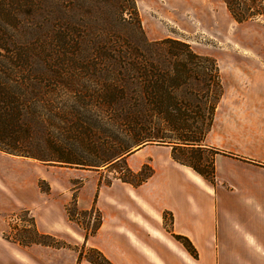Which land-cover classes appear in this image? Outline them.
Segmentation results:
<instances>
[{
  "label": "rangeland",
  "instance_id": "374dc122",
  "mask_svg": "<svg viewBox=\"0 0 264 264\" xmlns=\"http://www.w3.org/2000/svg\"><path fill=\"white\" fill-rule=\"evenodd\" d=\"M112 1L0 0L1 31H15L18 45L26 43L33 50L34 67L43 65L44 75L40 76V80L44 85L43 96L47 100L42 103L47 122L43 129L38 130L35 127L31 146L28 145L29 149L32 148V152L43 159H62L91 164L81 166L26 157V162L18 165L19 175L13 177V185L17 181L28 185L31 165L34 176L47 174L46 171H48L49 177L60 182L67 192L78 189L85 177H100L101 182L110 184L116 179L121 180V177L135 182L150 172L149 164H145L138 172L129 167L128 157L133 155L140 146L132 147L131 151L117 162L113 161L109 164L108 161L105 162L107 155L95 149L92 144L95 139L92 133L96 129L97 114L101 110L92 106L84 94L74 96L64 90L66 88L64 85L68 83L67 74L76 72L73 65H68L72 62L67 60L69 54L75 60L86 61L91 54L92 37L97 35L114 40L110 43L119 51H123L131 43L142 42L138 31L130 29L134 28L135 21L128 17V21H125L111 6ZM135 3L145 38L149 42L155 43L164 39L178 40L189 44L194 52L208 60H202L199 65L193 66L192 70L196 72V75L198 74V78L190 77L187 84L173 89V94L179 100H183L180 113L186 115L187 123L183 126L178 121L177 124L169 126L158 114L153 125L155 127L153 132L165 137L166 141H175L180 136H184V138L198 139L203 145L206 135L212 128V125L209 127L208 120L212 104L218 106L223 97L226 98L224 103L233 101L241 104L245 100H251L257 94L247 91L245 84L242 86L236 84V79H229L227 85H223L221 67L236 61H258L264 64V16L238 22L233 18L224 0H135ZM96 18L99 19V23L102 21V26L97 24ZM52 31H72L75 39L83 36L86 42L80 47H75L74 50L66 51L65 46L57 38V34H53ZM171 46L175 47L174 44L158 45L159 51H163L161 59L165 60V65H167V59L174 61V57L166 53ZM177 59L186 62V55L180 54ZM209 69L219 76L220 88L216 84L209 88L206 86L204 77L212 73ZM58 71L64 74L59 76V80L56 77ZM29 77H32L30 78L32 81L37 80V77L33 75ZM185 78L187 77L182 76L181 79ZM55 83H58L57 86ZM73 87L93 89L94 84L88 81L86 85H83L75 81ZM35 91L36 88L34 94H36ZM90 94L92 95V92ZM90 94L87 93L88 96ZM51 112H73L78 118L86 121L83 126L87 127L91 134L87 133L78 140L72 138L68 133V125L62 121L53 120ZM178 113V110H173L174 115ZM104 117L106 121V116ZM104 129H109L107 124L103 125L100 137L108 134ZM252 150L251 156L254 161L250 163L256 165V177L264 183V141L257 143ZM222 151L231 153L228 150ZM176 155L187 158L210 176L215 160L214 150L203 146L196 151L178 149ZM245 158L251 157L247 155ZM5 164L4 168H13V165ZM92 164L100 166H92ZM252 169L250 172H254ZM20 185L21 183L18 187ZM39 187L49 190V181L39 180ZM57 192L51 196L50 209L61 216L63 209L61 203L57 202ZM74 197L66 204L67 219L73 227L81 230L85 235L92 234L102 215L99 210L79 209L74 204ZM256 219L260 221L262 218L256 217ZM165 222H169L168 217H165ZM32 239L36 242L26 243L27 240ZM32 244L51 248L39 254L40 264H77L83 258L106 264L97 251L85 244H77L72 236L39 232L35 218L29 209L23 206L15 207L12 204L8 205L6 212L0 209V264H15L16 256L21 257L20 254H16V249L25 253L26 247ZM62 246L66 248L65 252L57 254L52 250V247ZM24 261L27 262L26 259Z\"/></svg>",
  "mask_w": 264,
  "mask_h": 264
},
{
  "label": "crops",
  "instance_id": "0c3cea01",
  "mask_svg": "<svg viewBox=\"0 0 264 264\" xmlns=\"http://www.w3.org/2000/svg\"><path fill=\"white\" fill-rule=\"evenodd\" d=\"M221 68L223 85L236 79V84H245L247 91L257 94L242 105L224 103L223 97L216 108L212 128L201 145L221 152L214 160L216 185L175 160L169 144H147L128 157L135 172L145 164L152 169V175L138 186L85 177L71 192L50 178L48 171L34 176L32 165L28 185L19 181L13 185L18 165L26 157L0 151V209L6 212L10 204L23 206L32 213L39 232L72 236L77 244L100 251L112 264H264V183L256 177V165L250 163L252 148L264 141V64L236 61ZM5 163L13 168H4ZM41 179L49 181L46 192L39 187ZM56 191L61 216L50 209ZM74 192L79 209L95 207L102 215L100 228L88 238L67 219L66 204ZM173 233L187 237L198 256ZM50 249L40 244L27 246L25 253L16 249L21 257L16 256L15 264H40L39 254ZM52 250L58 254L66 248ZM77 264L93 263L83 258Z\"/></svg>",
  "mask_w": 264,
  "mask_h": 264
},
{
  "label": "trees",
  "instance_id": "16d2710c",
  "mask_svg": "<svg viewBox=\"0 0 264 264\" xmlns=\"http://www.w3.org/2000/svg\"><path fill=\"white\" fill-rule=\"evenodd\" d=\"M224 2L233 18L238 22L264 16V0H224ZM111 6L120 13L125 21H128V18L135 21L134 28L130 29L138 31L142 42L131 43L129 47L119 51L110 43L114 40L111 41L109 38L96 35L92 37L91 54L86 61L84 59L75 60L70 54L67 59L72 60L71 64L68 65H73L76 72L67 74L68 83L64 85L66 87L64 90L74 96L84 94L88 97V101L92 106L101 110L98 111L99 114H97L95 123L96 129L92 133L95 138L92 143L93 147L107 155L105 162L108 161L109 164L123 159L125 157L123 155L131 151L134 146H140L141 148L147 144H169L174 148L173 157L175 160L192 167L207 181L216 185L214 164L210 176H207L187 158H180L176 155L178 149L196 151L197 148H201L200 140L180 136L175 141H166L164 140L165 137L153 132V129H155L153 126L155 124L154 119L158 114L169 126L170 124H177L178 121L180 125L187 123L186 115L180 113L183 100H179L173 94V89L187 84L190 77L198 78V74L196 75V72L192 70L193 66L196 67L202 60L206 61L207 59L194 52L189 44L178 40L164 39L155 43L149 42L145 38L142 29L135 0H113ZM96 19L98 24L99 19ZM99 24L102 26V21ZM1 26L0 11V151L46 162L50 160L81 166L91 165L62 159H43L34 154L32 148L29 149L35 127L38 130L43 129L47 122V117L43 114L44 106L42 104L47 100L43 96L44 85L40 80V76L44 75L42 73L43 65H38V68L34 67L32 60L34 55L31 47L26 43L18 45L15 31H1ZM78 26L84 27L82 24H78ZM52 33L57 34V38L65 46L66 51L68 49L74 50L75 47H80L86 42L83 36H80V39L79 37L75 39L72 36V31H52ZM164 44H174L175 46L169 47V50L166 51L167 54L174 57V61L167 59V65H165V60L161 59L163 51H159L158 47V45L163 46ZM180 54L186 55V62L177 59ZM206 69H208L207 66ZM209 71L212 73L204 77L206 86L209 88L216 84L220 88L219 76L210 69ZM31 75L37 77V80L32 81L30 79L32 77H29ZM59 76H64V74L58 71L56 73L58 80ZM182 76L187 78L181 79ZM75 81L81 82L83 85L91 81L94 87L93 89H84L83 87L82 89H75L73 87ZM55 84L57 86L58 83ZM35 88L36 94L33 93ZM90 92H92V95ZM216 108L217 105L212 104L209 109V127L212 125ZM173 110H178L179 113L174 115ZM104 116H106V121ZM51 118L67 124L68 133L74 139L78 140L87 133L91 134L89 129L83 126L86 121L78 118L73 112H51ZM105 124L109 127V129H104L108 134L105 137H100ZM214 151L215 154L221 153L219 150ZM92 166L100 165L92 164ZM151 175L152 169L145 177L135 182L124 177L120 179L138 186ZM42 190L44 192L48 191ZM74 204L77 207L76 196L74 197ZM92 209L98 211L95 207ZM101 224L102 216L92 234L100 228ZM88 236L89 234L85 235L86 238ZM173 236L180 240L191 254L195 257L198 256L196 247L187 237L174 233ZM33 242L36 241H33V239L26 241L27 244ZM94 250L97 251L106 264H112L100 251ZM89 261L93 264H100L97 261Z\"/></svg>",
  "mask_w": 264,
  "mask_h": 264
}]
</instances>
